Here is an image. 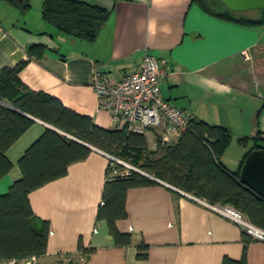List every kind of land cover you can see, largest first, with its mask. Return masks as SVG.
<instances>
[{"label": "crops", "instance_id": "obj_1", "mask_svg": "<svg viewBox=\"0 0 264 264\" xmlns=\"http://www.w3.org/2000/svg\"><path fill=\"white\" fill-rule=\"evenodd\" d=\"M88 1L109 11L94 39L68 35L45 21L42 0H29L35 6L25 11L0 0V68L25 61L19 77L26 86L113 129L109 113L98 107L91 74L96 69L119 79L149 53L166 58L172 69L160 82L166 99L194 119L230 130L231 139L219 157L228 170L239 168L258 134L264 142V23L222 18L194 0ZM250 12L238 15L254 18ZM31 45L42 46L40 56L28 54ZM245 49L248 57L242 53ZM32 118L6 150L11 169L0 176V194L21 176L18 160L25 149L49 127ZM150 130L154 145L150 147L146 137L147 146L155 150L164 127ZM90 147L65 175L28 195L34 221H46L49 227L47 251L35 256V264H222L225 256L241 257L245 238L237 222L205 199L159 179L127 189V214L116 226L131 235V242L115 245L106 222L97 218L109 153ZM141 242L147 244L143 259L136 256ZM246 249L247 264H264V240L250 236ZM31 257L15 260L31 264ZM8 260L0 259V264Z\"/></svg>", "mask_w": 264, "mask_h": 264}, {"label": "trees", "instance_id": "obj_2", "mask_svg": "<svg viewBox=\"0 0 264 264\" xmlns=\"http://www.w3.org/2000/svg\"><path fill=\"white\" fill-rule=\"evenodd\" d=\"M9 1L21 11L30 7L29 0ZM194 1L204 11L222 18L245 24L264 23V9L257 10L256 17L247 18L229 10L219 0ZM41 14L45 21L68 35L94 39L105 24L109 11L88 0H42ZM27 52L40 56L43 48L31 45ZM24 64L25 61H20L14 66L0 68V176L11 169L6 150L33 123L32 117L45 121L62 133L46 126L19 158L21 176L0 194V259H25L46 253L48 223L34 221L28 195L65 175L72 162L89 154L90 146L122 160L128 159L139 170L212 204L230 205L252 224L264 229V197L239 180L244 160L238 169L230 171L219 159L231 139L228 128L190 116L188 126L180 132L175 143H163L157 136L155 150H149L144 133L129 132L123 127H101L93 123L91 117L65 107L55 96L26 86L19 77ZM262 147L264 142L258 134L245 157L252 149ZM156 182L134 169L127 175L109 176L108 168L97 218L106 222L115 245L127 246L131 242V235L119 231L116 226V221L127 214V189ZM243 233L241 257L231 259L225 256L222 264H247L246 248L250 236L246 231ZM89 251L91 249L84 250ZM136 256L141 259L147 256V244H138Z\"/></svg>", "mask_w": 264, "mask_h": 264}, {"label": "built area", "instance_id": "obj_3", "mask_svg": "<svg viewBox=\"0 0 264 264\" xmlns=\"http://www.w3.org/2000/svg\"><path fill=\"white\" fill-rule=\"evenodd\" d=\"M242 53L249 56L246 49ZM171 74L172 69L166 58L145 53L138 66L119 79H111L106 73L93 70L90 84L97 96L98 107L109 113L114 127L145 133L151 128L163 126L160 139L168 143L188 126L190 120L185 110L162 95L160 82ZM109 157V176H123L131 169H138L113 155L109 154ZM208 205L237 222L252 238L264 240V229L252 224L232 206ZM30 261L35 264V256ZM6 264L18 263L10 259Z\"/></svg>", "mask_w": 264, "mask_h": 264}, {"label": "water", "instance_id": "obj_4", "mask_svg": "<svg viewBox=\"0 0 264 264\" xmlns=\"http://www.w3.org/2000/svg\"><path fill=\"white\" fill-rule=\"evenodd\" d=\"M22 1V0H19ZM229 10L236 12H245L249 10L264 9V0H219ZM6 105H8L6 103ZM32 117V116H30ZM49 127L59 131V129L49 124ZM73 139L78 140L75 137ZM80 141V140H78ZM81 143L89 146L87 143ZM144 175L156 179L153 175L137 169ZM239 180L253 189L257 194L264 197V148L252 149L249 154L244 158L243 164L239 171Z\"/></svg>", "mask_w": 264, "mask_h": 264}, {"label": "rangeland", "instance_id": "obj_5", "mask_svg": "<svg viewBox=\"0 0 264 264\" xmlns=\"http://www.w3.org/2000/svg\"><path fill=\"white\" fill-rule=\"evenodd\" d=\"M32 5L35 6L34 4H31V6H30L29 9H33ZM249 11H251L250 14H249V16H251V17H255V16L258 15V11L257 10H249ZM151 129H153V128H151ZM153 134H154L153 131L150 130V129L146 131V137H147V140H148V145L150 147H152L154 145V137H153ZM123 161H125V162L133 165V163H131L128 159H124ZM31 264H33V262H31ZM36 264H37V262H36Z\"/></svg>", "mask_w": 264, "mask_h": 264}]
</instances>
